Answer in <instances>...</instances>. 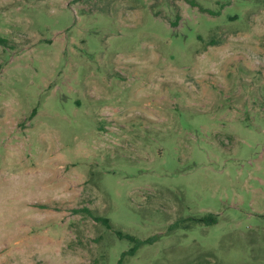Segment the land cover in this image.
I'll return each instance as SVG.
<instances>
[{
  "label": "rangeland",
  "instance_id": "rangeland-1",
  "mask_svg": "<svg viewBox=\"0 0 264 264\" xmlns=\"http://www.w3.org/2000/svg\"><path fill=\"white\" fill-rule=\"evenodd\" d=\"M192 1L0 0V264H264V0Z\"/></svg>",
  "mask_w": 264,
  "mask_h": 264
},
{
  "label": "trees",
  "instance_id": "trees-1",
  "mask_svg": "<svg viewBox=\"0 0 264 264\" xmlns=\"http://www.w3.org/2000/svg\"><path fill=\"white\" fill-rule=\"evenodd\" d=\"M186 2L191 7H197L196 3L194 1H192V0H186ZM198 9L200 10V12H209V11H206V10L202 9L201 7H198ZM212 14H214V13H212ZM172 27H175V23L174 22L172 23ZM0 44L6 45L7 44V41L0 38ZM102 221L105 224H107V221L106 220L102 219ZM198 222H202V223L204 222V223H207V224H215V217H213V215L209 214L207 216H204L203 218L198 219ZM117 234L119 236L123 237L124 239H126L128 242L133 243V246L125 254L131 255L141 245L151 244L152 243V240L151 239H147V240L141 241V240H138V239H136V238H134L132 236H129V235H121L120 233H117ZM117 264H121V260L120 259L118 260Z\"/></svg>",
  "mask_w": 264,
  "mask_h": 264
}]
</instances>
